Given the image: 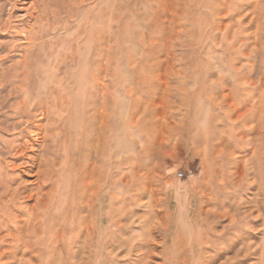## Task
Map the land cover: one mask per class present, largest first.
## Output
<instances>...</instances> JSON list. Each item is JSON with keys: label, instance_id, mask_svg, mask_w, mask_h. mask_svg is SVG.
Instances as JSON below:
<instances>
[{"label": "rangeland", "instance_id": "1", "mask_svg": "<svg viewBox=\"0 0 264 264\" xmlns=\"http://www.w3.org/2000/svg\"><path fill=\"white\" fill-rule=\"evenodd\" d=\"M0 264H264V0H0Z\"/></svg>", "mask_w": 264, "mask_h": 264}, {"label": "built area", "instance_id": "2", "mask_svg": "<svg viewBox=\"0 0 264 264\" xmlns=\"http://www.w3.org/2000/svg\"><path fill=\"white\" fill-rule=\"evenodd\" d=\"M180 175H182V173H180Z\"/></svg>", "mask_w": 264, "mask_h": 264}]
</instances>
